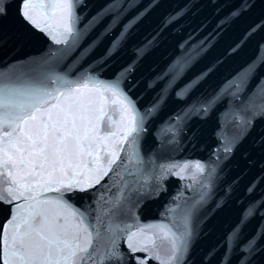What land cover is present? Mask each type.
Returning a JSON list of instances; mask_svg holds the SVG:
<instances>
[{
    "label": "snow or ice",
    "instance_id": "6c2138e0",
    "mask_svg": "<svg viewBox=\"0 0 264 264\" xmlns=\"http://www.w3.org/2000/svg\"><path fill=\"white\" fill-rule=\"evenodd\" d=\"M155 6L149 4L122 25L100 57V71L90 66L85 75L74 79L55 67L82 35L77 9L87 7L85 0H17L25 33L36 40L42 34L57 47L21 73L0 74V212L7 213L0 224V264H184L193 243L192 213L174 216L182 211L176 204L166 208L160 222L140 223L138 206L157 198L169 175L189 181L186 188L199 186L202 194L195 205L203 204L223 161L247 138L255 120L264 119V90L245 95L247 82L256 72L254 60L221 93L196 108L197 114L206 112L218 96L239 101L231 121L234 132L224 128L215 159L166 164L145 160L140 141L146 122L167 97L141 111L131 93L138 87L133 79L136 66L158 37L138 46L131 60L111 77L104 78L102 72ZM9 7L0 0V20ZM125 7L120 0H111L86 27H95L104 15H111L113 24L105 29L107 34L120 24L118 17ZM238 7L241 11L232 23L245 15V9L256 7V0H242ZM257 31H264V17L245 30L249 38ZM226 51L235 55L239 47ZM256 59L264 64V58ZM198 83L199 79L192 87ZM183 95L177 93L180 99ZM188 119L186 113L174 116V125L165 134L176 136ZM258 139L264 145V137ZM97 189L102 191L92 196ZM87 197L91 202L83 203ZM77 200L82 203L77 205ZM246 222L242 214L225 238L226 246L229 239L234 248L239 246L240 264H252L261 250L256 236L240 244L239 228Z\"/></svg>",
    "mask_w": 264,
    "mask_h": 264
},
{
    "label": "water",
    "instance_id": "95a60500",
    "mask_svg": "<svg viewBox=\"0 0 264 264\" xmlns=\"http://www.w3.org/2000/svg\"><path fill=\"white\" fill-rule=\"evenodd\" d=\"M5 2L10 7L8 15L0 20V74L8 76L43 61L57 46L42 34L39 40L30 38L19 22L17 0ZM110 2L85 0L87 7L77 9L82 17L77 25L82 35L59 59L55 70L74 79L85 75L90 66L100 71L97 67L100 57L119 35L122 25L149 4L158 5L151 7L144 20L131 30L127 43L109 61L108 70L103 71L102 76L111 77L117 68L131 60L138 46L154 35L158 37L151 48L146 47L147 54L137 64L133 77L138 87L131 95L141 111L157 103L162 96L167 97L146 122L140 154L145 160L155 159L157 164L196 160L208 163L215 159L213 154L220 147L218 137L224 134V128L229 133L234 132L231 121L237 115L239 101L234 102L230 95L218 96L216 102L208 104L206 112L197 114L196 108L221 93L227 82L254 60L256 72L247 82L245 95L264 90V64L256 59L264 58V31H257L250 38L245 32L264 17V3L256 0V7L250 11L245 9V15L232 23L235 14L241 11L238 5L242 0H131V3L120 0L126 5L118 17L120 24L105 34L113 20L111 15H104L95 27H86ZM233 46L239 47L235 55L226 51ZM202 73L208 74L202 77ZM198 79L199 83L192 87ZM177 93L186 95L180 99ZM185 113L190 119L185 121L184 130L178 131L176 136L166 135L174 125L172 118ZM259 137H264V119L257 118L247 138L223 161L222 170L203 204L195 205L202 194L199 186L186 188L189 181L169 175L162 181L164 190L160 195L138 206L140 223L160 222L166 208L176 204L181 205L182 211L174 216L192 213L193 243L184 264H226L229 260L230 264H240L239 246L234 248L231 239L226 246L225 238L242 214L247 222L239 228L240 244L256 236L261 250L252 264H264V238H261L264 233V145ZM99 191L102 190H93L91 195L96 196ZM89 202L90 197L83 201ZM76 203L79 205L82 201ZM6 216V212H0V224Z\"/></svg>",
    "mask_w": 264,
    "mask_h": 264
}]
</instances>
